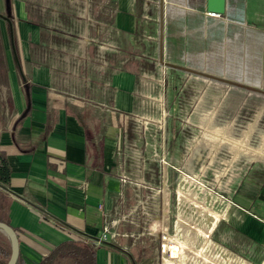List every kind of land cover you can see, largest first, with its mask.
I'll return each instance as SVG.
<instances>
[{
    "label": "crops",
    "instance_id": "crops-1",
    "mask_svg": "<svg viewBox=\"0 0 264 264\" xmlns=\"http://www.w3.org/2000/svg\"><path fill=\"white\" fill-rule=\"evenodd\" d=\"M115 1L114 60L108 64V47L98 45L87 73L69 76L74 83L67 89L64 62L50 57L51 45L40 40L38 25L26 20L20 27L24 81L16 77L13 60H6L4 81L16 114L0 121V152L10 168L8 187L0 191L9 198L5 214L29 263L52 243L71 238L104 246L107 257H95V264H147L144 256L135 259L132 243L118 234L96 242L122 188L112 168L117 119L138 103L136 69L146 55L138 50L141 40L160 61V31L161 62L264 92V0H224L218 15L207 12L206 0ZM225 200L229 232L241 233L250 263L264 264V181H245Z\"/></svg>",
    "mask_w": 264,
    "mask_h": 264
},
{
    "label": "rangeland",
    "instance_id": "rangeland-1",
    "mask_svg": "<svg viewBox=\"0 0 264 264\" xmlns=\"http://www.w3.org/2000/svg\"><path fill=\"white\" fill-rule=\"evenodd\" d=\"M7 1L18 61L20 27L27 20L50 43V57L64 62L66 89L74 83L69 76L87 73L98 45L108 47V64L114 60L115 0ZM142 42L138 103L117 119L112 168L122 188L106 225L147 264H252L241 233L229 232L225 199L245 181H264V165L254 158L264 152V92L169 66ZM6 60L13 59L0 18V121L16 114L4 81ZM103 248H96L99 262L107 257Z\"/></svg>",
    "mask_w": 264,
    "mask_h": 264
},
{
    "label": "trees",
    "instance_id": "trees-1",
    "mask_svg": "<svg viewBox=\"0 0 264 264\" xmlns=\"http://www.w3.org/2000/svg\"><path fill=\"white\" fill-rule=\"evenodd\" d=\"M9 175L10 168L4 154L0 152V187L5 189L8 187ZM8 202L9 198L0 191V220L10 224L5 214ZM12 228L16 232V228L14 226ZM16 235L19 245L17 232ZM96 248L97 244L94 240L65 238L52 243L46 253L34 263L27 262L19 249L14 264H95ZM9 251L8 237L0 230V264H5Z\"/></svg>",
    "mask_w": 264,
    "mask_h": 264
},
{
    "label": "water",
    "instance_id": "water-1",
    "mask_svg": "<svg viewBox=\"0 0 264 264\" xmlns=\"http://www.w3.org/2000/svg\"><path fill=\"white\" fill-rule=\"evenodd\" d=\"M207 11H213V12H216V13H222L223 12V8H224V0H206V5H205ZM10 12H8L9 14ZM2 17H4L6 19V22H7V32H8V37H9V45H10V49H11V55H12V59L15 63V65L17 66L18 68V72L21 76V79L24 81L25 78L20 70V66H19V61H18V58L16 56V53H15V48H14V45H13V41H12V22L11 20L9 19V17L7 15H1ZM159 21L161 23V17H159ZM160 41H161V32L159 31V53H158V59L160 61L161 60V44H160ZM186 71H189V72H192V73H195L197 75H200V76H207V77H210L212 79H217V80H222V81H225V82H229V83H235L234 81H231V80H228L226 78H223V77H219V76H216V75H212V74H208V73H205L203 71H199V70H196V69H192V68H189V67H184V66H178ZM24 87H25V91H26V94H27V85L24 84ZM29 106V101L27 100V103H26V106L24 108V110L21 112V116H23L27 110ZM0 230L3 231L7 237H8V240H9V248H10V251H9V256L5 262V264H14L15 260H16V257H17V254H18V250H19V245H18V239H17V235H16V232L15 230L12 228V226L10 224H7L6 222L4 221H1L0 220Z\"/></svg>",
    "mask_w": 264,
    "mask_h": 264
},
{
    "label": "built area",
    "instance_id": "built-area-1",
    "mask_svg": "<svg viewBox=\"0 0 264 264\" xmlns=\"http://www.w3.org/2000/svg\"><path fill=\"white\" fill-rule=\"evenodd\" d=\"M210 15H218L219 13L213 12V11H207ZM117 235V232H115L114 230H110L108 228L107 225L103 226V229L101 231V233L99 234V236L96 239V242H100L102 240H111L113 238H115V236ZM167 250H163V246H162V240L160 242V252H166Z\"/></svg>",
    "mask_w": 264,
    "mask_h": 264
},
{
    "label": "flooded vegetation",
    "instance_id": "flooded-vegetation-1",
    "mask_svg": "<svg viewBox=\"0 0 264 264\" xmlns=\"http://www.w3.org/2000/svg\"><path fill=\"white\" fill-rule=\"evenodd\" d=\"M9 5H8V1L4 0V13L0 12V18L3 19L6 22V19L4 17H2L1 15H7L9 17V19L11 20V14L9 13ZM7 24V22H6Z\"/></svg>",
    "mask_w": 264,
    "mask_h": 264
},
{
    "label": "bare ground",
    "instance_id": "bare-ground-1",
    "mask_svg": "<svg viewBox=\"0 0 264 264\" xmlns=\"http://www.w3.org/2000/svg\"><path fill=\"white\" fill-rule=\"evenodd\" d=\"M254 158H255L256 160L262 162L263 165H264V152H263V151H261V152H257V153L255 154Z\"/></svg>",
    "mask_w": 264,
    "mask_h": 264
}]
</instances>
